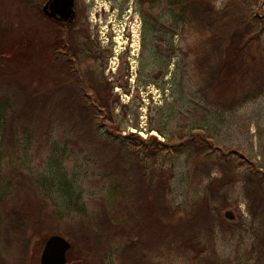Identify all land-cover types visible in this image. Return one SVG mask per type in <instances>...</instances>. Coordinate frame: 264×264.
Here are the masks:
<instances>
[{
    "label": "rangeland",
    "instance_id": "rangeland-1",
    "mask_svg": "<svg viewBox=\"0 0 264 264\" xmlns=\"http://www.w3.org/2000/svg\"><path fill=\"white\" fill-rule=\"evenodd\" d=\"M170 1L75 0L77 32L69 46L76 59L63 68L52 64L46 44L37 51L33 41L39 34L46 42L58 30L37 17L46 0H0V186L10 194L0 204V264H39L52 235L72 246L75 258L68 262V253L66 264H199L208 257L217 264H264V191L251 189L248 196L251 186L243 181L233 189L226 181L208 204L214 221L193 236L204 250L199 256L154 239L134 219L120 224L129 236L121 231L99 238L104 211L114 218L120 197L109 198L114 159L111 147L91 131L86 87L108 102L113 123L104 129L113 136L133 134L156 147L205 135L210 146L238 151L264 170V29L252 34L259 46H234L231 38L244 36L246 27L232 32L223 64L226 70L242 48L233 62L239 69L211 90L213 69L202 65L208 56L194 46L199 33L183 26ZM228 1L215 6L222 9ZM250 2L264 23V0ZM24 41L32 42V52ZM155 166L173 172L166 189L173 228L183 226L205 186L221 177L218 170L208 176L195 169L186 151L158 154ZM138 181L131 177L130 201L120 215L144 213L151 201ZM228 210L233 220L224 217ZM127 244L138 261L124 252Z\"/></svg>",
    "mask_w": 264,
    "mask_h": 264
},
{
    "label": "trees",
    "instance_id": "trees-1",
    "mask_svg": "<svg viewBox=\"0 0 264 264\" xmlns=\"http://www.w3.org/2000/svg\"><path fill=\"white\" fill-rule=\"evenodd\" d=\"M216 1L171 0L168 4L171 11L177 14V18L183 23L184 27L190 31L194 30L196 33H199L198 43L194 44V46H198V50L208 56L202 65L206 66V69H213L212 79L208 80L209 88H212L211 90L218 87L219 84L229 83L228 76L234 78V74L239 69L233 62L241 55L240 52L243 49H239L236 54L232 53V57L230 56L231 60H228L230 62L229 67L225 70L223 64V60L226 58L223 50L224 46H229L232 40L234 46H249L253 41L259 46L257 38H254L252 34H254L258 26L264 29V23L261 22L258 16L253 14L250 0H229L222 9H217L215 6ZM37 17L51 22L39 10H37ZM239 27H246V34L239 39H232L230 35ZM247 35L249 36L246 37ZM61 37H63V32L57 30L54 36H48L46 42L40 41L39 34L34 37L33 41L36 42L38 48L35 47V49L37 48V51L42 50L45 44L47 45L52 64L56 66L60 64L63 68H68V65L75 61L76 52L74 50L72 51L71 46H57L59 43L58 39ZM31 43L24 41L23 45L28 51L31 50L32 52L34 46H30ZM15 44H20V41ZM1 67L2 64L0 61V71ZM237 83L238 81H235L236 86H238ZM89 89L86 87V90L92 95L88 94V92L86 93L84 104L90 111L89 117L91 118V125H94L91 131L96 134V137L102 143L104 142L106 146L109 145L111 147L112 157L114 159V170L111 175L113 176L114 183L109 188V198L116 199L118 198L116 196H119L120 199L116 200V203L120 205L118 209L119 211L120 209H125L123 204L128 202L130 193H132L131 177L139 179L138 182L140 185L145 184L146 189L144 191L148 194L147 198H151V201L144 205L142 212L145 214L130 211L126 217L120 215L118 211L117 213L119 215L117 214L114 218H111L107 211H104V216L101 218V223H99L101 224L99 229L100 236L98 234L99 238L105 239L110 235L120 234L121 231L123 234L125 233V237L129 236L125 230L127 226L121 229L123 226L120 224L129 225L130 220L132 221L134 219L133 221L137 222L139 227L149 228V231L153 233L152 236L154 239L159 236L160 240L167 242L169 246L176 243L178 249L185 248L195 252L196 256H199L204 250L200 246L201 242L197 241L193 236L197 237V233H200L203 227L211 226V221H214L210 215L211 210L208 204L213 202L214 198L218 196L222 188L221 185L229 181V186L233 189L238 182L243 181L245 187L247 185L251 186L248 189L246 187L245 193L248 196L250 191H252L251 189L260 188L261 191H264V170L260 169L256 162L245 157L238 151L210 146L208 138L205 135L202 137L193 135L187 139H183L178 145L158 143L156 147H148L145 141L138 140L133 134L123 137L113 136L104 129V123H113L108 102L95 90ZM241 102H243L241 99H237L234 103ZM129 145L134 146L138 151H131ZM180 151L188 152L190 158H193V163H196L198 166L194 167L195 169H206L205 171L208 176L211 174V170H218L221 173V177L210 181L205 186L202 197L199 201L192 204V209L186 214L183 226H174L175 228H173L168 223L171 219V210L166 202V189L168 181L173 176V172L171 169L164 170L163 168L156 167L155 159L161 153H179ZM140 155H143L144 159H141ZM146 159L151 160L149 166L145 164ZM240 167H243L242 175L238 173ZM116 192L119 194H116ZM262 194L254 195L260 196ZM8 196L10 194L7 186H0V204ZM256 198L258 199V196ZM126 207L127 210H130L128 208L130 206ZM260 216L263 219V228L260 229L264 232V212ZM115 219L119 221L116 222ZM198 224H204V226L198 227ZM127 242L130 243L129 239ZM129 245L127 244L124 252L129 253L132 258L135 249ZM259 247L263 248L262 251L264 254V238ZM68 255V262L75 258L72 249ZM139 255L141 256L140 252ZM136 257L138 255L132 258V260H137ZM200 260L199 264H217L211 257L206 259L201 258Z\"/></svg>",
    "mask_w": 264,
    "mask_h": 264
},
{
    "label": "water",
    "instance_id": "water-1",
    "mask_svg": "<svg viewBox=\"0 0 264 264\" xmlns=\"http://www.w3.org/2000/svg\"><path fill=\"white\" fill-rule=\"evenodd\" d=\"M74 0H48L43 6V12L48 17H58L62 21L74 18ZM224 217L233 220V213L228 210ZM71 244L59 235H52L45 241L39 264H66L67 254L71 250Z\"/></svg>",
    "mask_w": 264,
    "mask_h": 264
},
{
    "label": "flooded vegetation",
    "instance_id": "flooded-vegetation-1",
    "mask_svg": "<svg viewBox=\"0 0 264 264\" xmlns=\"http://www.w3.org/2000/svg\"><path fill=\"white\" fill-rule=\"evenodd\" d=\"M47 1L48 0H46V2ZM44 4L42 5V7L40 9L41 14L45 18L49 19L53 24H55L57 26V29L59 31L63 32V37H61V38L58 39L59 43L57 44V46H69L71 39L73 40V35L71 36V33H73V31L74 32H77L76 27H75V18H76L75 0H74V7H73V10H74V18L72 20H67V21L60 20L59 19V16L58 17H55V18L46 16L45 13L43 12V6H44ZM36 19H37V17H36ZM35 21H37V20H35Z\"/></svg>",
    "mask_w": 264,
    "mask_h": 264
}]
</instances>
